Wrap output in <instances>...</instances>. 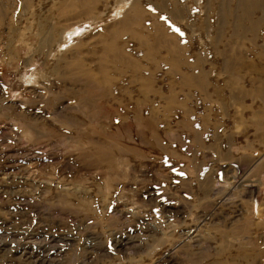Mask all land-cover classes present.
<instances>
[{"label":"rangeland","instance_id":"1","mask_svg":"<svg viewBox=\"0 0 264 264\" xmlns=\"http://www.w3.org/2000/svg\"><path fill=\"white\" fill-rule=\"evenodd\" d=\"M0 264H264V0H0Z\"/></svg>","mask_w":264,"mask_h":264},{"label":"bare ground","instance_id":"2","mask_svg":"<svg viewBox=\"0 0 264 264\" xmlns=\"http://www.w3.org/2000/svg\"><path fill=\"white\" fill-rule=\"evenodd\" d=\"M135 114V113H134ZM135 118V117H134ZM136 119V118H135ZM138 119V118H137ZM195 240H196V238H195ZM193 241V240H192Z\"/></svg>","mask_w":264,"mask_h":264}]
</instances>
